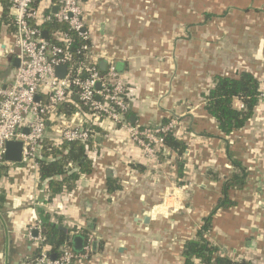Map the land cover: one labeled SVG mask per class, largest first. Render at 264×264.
Returning <instances> with one entry per match:
<instances>
[{"label": "crops", "instance_id": "0c3cea01", "mask_svg": "<svg viewBox=\"0 0 264 264\" xmlns=\"http://www.w3.org/2000/svg\"><path fill=\"white\" fill-rule=\"evenodd\" d=\"M80 2L92 39L129 81L130 120L157 128L175 119L186 150L159 146L150 157L104 120L93 170L72 190L51 198L38 170L0 166V264L33 263L39 244L28 234L40 210L71 235L91 236L89 258L74 264H188L185 243L197 238L238 165L245 184L229 191L234 205L215 212L206 236L219 255L264 264V0ZM14 33L11 0H0V86L15 57ZM242 71L258 78L261 95L246 125L224 134L204 95L216 76ZM109 178L119 188L109 191Z\"/></svg>", "mask_w": 264, "mask_h": 264}, {"label": "built area", "instance_id": "2783aa9c", "mask_svg": "<svg viewBox=\"0 0 264 264\" xmlns=\"http://www.w3.org/2000/svg\"><path fill=\"white\" fill-rule=\"evenodd\" d=\"M54 6H58L56 12ZM11 11L15 33L9 52L20 59V65L6 87L0 86V166L11 163L5 158L8 141H21V162L38 170L45 140L57 147L64 142L94 140V127L104 120L124 130L150 157L156 156L159 146H165V133L173 131L176 135L175 119L157 128L130 120L129 81L118 71L115 60L92 39L80 0H11ZM53 21L66 24L67 30L56 29L50 39L45 38L41 25ZM71 31L84 41L75 52L70 49ZM102 59L108 61L106 71L100 68ZM61 65L66 66L63 77L57 74ZM94 152L93 143L90 159ZM35 220L28 236L41 247L43 225L39 217ZM34 232L37 235L33 236ZM91 243V236L86 237L83 251L76 252L69 242L56 259L42 246L32 264H74L89 258Z\"/></svg>", "mask_w": 264, "mask_h": 264}, {"label": "trees", "instance_id": "16d2710c", "mask_svg": "<svg viewBox=\"0 0 264 264\" xmlns=\"http://www.w3.org/2000/svg\"><path fill=\"white\" fill-rule=\"evenodd\" d=\"M56 1V0H53ZM40 0H36V3ZM48 31L50 39L52 31L56 29L67 30V25L56 21L47 22L41 25ZM73 52L79 48L84 41L77 33L71 31ZM76 59H81L79 55H74ZM14 75V72L6 80L8 82ZM5 82L4 80H2ZM261 95L260 81L251 72L242 71L236 76L218 75L214 79V85L205 97V109L216 118L220 130L224 134H230L235 130L243 128L249 119L253 116L254 110L258 105ZM236 99L242 102V107L235 105ZM69 110L68 113H72ZM130 118V114H128ZM96 130L97 127H94ZM165 145L178 154L186 150V144L180 140L173 131L164 134ZM94 140L88 142H64L61 147L54 146L51 142L45 140L42 143L39 156L38 173L40 178L49 182L51 198L61 194L64 190L75 188L76 181L83 173H91L93 170L92 159L88 157L92 149ZM236 162V161H235ZM69 163L72 165L69 166ZM239 163L236 162V165ZM182 165V164H181ZM183 166V165H182ZM240 172L234 173L224 182L223 197L214 210L205 218L202 230H200L196 239L188 240L184 247V257L188 264H196L199 261L202 264H251L249 262H235L226 256L218 254V248L213 245L206 234L211 230L212 217L219 208H227L234 205L229 198V191L237 186L242 187L246 181V171L241 165H238ZM181 176V174H180ZM109 191H114L118 185L111 184L109 178ZM1 200V197H0ZM39 218L43 225V242L41 247H47L50 255L58 256L65 244L72 240L70 231L64 230L57 223L51 221L50 214L43 210L39 211ZM74 232L77 230L73 229ZM82 235L87 237V233L81 231ZM41 247H37L36 257L41 253ZM35 257V258H36Z\"/></svg>", "mask_w": 264, "mask_h": 264}, {"label": "water", "instance_id": "95a60500", "mask_svg": "<svg viewBox=\"0 0 264 264\" xmlns=\"http://www.w3.org/2000/svg\"><path fill=\"white\" fill-rule=\"evenodd\" d=\"M58 10V6H54V11L56 12ZM43 35L45 38L48 37V31L44 30ZM9 60L13 61V64L9 67H7L6 72L2 75L3 80L5 81L2 85V88L6 87V80L9 78L10 74L13 71V67L16 68L20 65V59L18 57H13L12 55H9ZM108 65V61L106 59H102L100 61V68L102 71H106ZM66 72V66L61 65L57 67V74L61 77L65 75ZM101 85L100 82H98L97 87L99 88ZM38 98V97H37ZM134 118V117H133ZM25 132H28V129H25ZM22 150H23V143L21 141H8L6 143V153L5 158L6 160L10 162L19 163L22 161ZM146 220H148V216L145 217ZM64 230H67L65 227H61ZM35 235H37V232H34ZM86 237L80 233H75L72 235V248L76 252H82L85 246ZM56 255L52 254L51 258L56 259Z\"/></svg>", "mask_w": 264, "mask_h": 264}]
</instances>
